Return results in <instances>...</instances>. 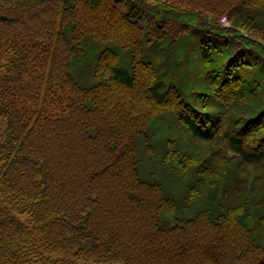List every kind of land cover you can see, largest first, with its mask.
Segmentation results:
<instances>
[{
	"label": "trees",
	"instance_id": "trees-1",
	"mask_svg": "<svg viewBox=\"0 0 264 264\" xmlns=\"http://www.w3.org/2000/svg\"><path fill=\"white\" fill-rule=\"evenodd\" d=\"M0 120V264H264V0H0Z\"/></svg>",
	"mask_w": 264,
	"mask_h": 264
},
{
	"label": "rangeland",
	"instance_id": "rangeland-1",
	"mask_svg": "<svg viewBox=\"0 0 264 264\" xmlns=\"http://www.w3.org/2000/svg\"><path fill=\"white\" fill-rule=\"evenodd\" d=\"M222 25H225L226 22H224L223 20L221 21ZM4 121L3 120H0V134L3 133V130H4ZM50 255L55 258V257H58V258H73V255H72V251L71 250H65V251H61V252H53V253H50ZM77 263H80V264H105V263H99V262H94L92 259H77L76 260Z\"/></svg>",
	"mask_w": 264,
	"mask_h": 264
}]
</instances>
